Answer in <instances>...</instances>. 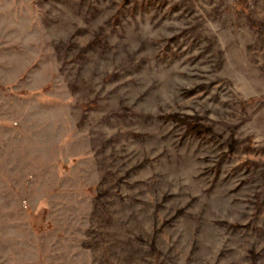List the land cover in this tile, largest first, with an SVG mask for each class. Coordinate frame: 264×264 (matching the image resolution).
I'll return each instance as SVG.
<instances>
[{
	"label": "rangeland",
	"instance_id": "rangeland-1",
	"mask_svg": "<svg viewBox=\"0 0 264 264\" xmlns=\"http://www.w3.org/2000/svg\"><path fill=\"white\" fill-rule=\"evenodd\" d=\"M238 2L0 0V264H264V0Z\"/></svg>",
	"mask_w": 264,
	"mask_h": 264
},
{
	"label": "trees",
	"instance_id": "trees-1",
	"mask_svg": "<svg viewBox=\"0 0 264 264\" xmlns=\"http://www.w3.org/2000/svg\"><path fill=\"white\" fill-rule=\"evenodd\" d=\"M237 4L242 9H245L246 8V4H245V2H243V0H239V2ZM189 131H194V133L196 132V133H199V134L205 133V132H203L202 128H200L198 126L197 127H191V126H189Z\"/></svg>",
	"mask_w": 264,
	"mask_h": 264
}]
</instances>
